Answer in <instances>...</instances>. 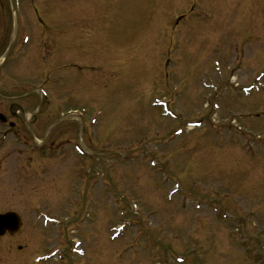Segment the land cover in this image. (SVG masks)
<instances>
[{
	"label": "rangeland",
	"instance_id": "374dc122",
	"mask_svg": "<svg viewBox=\"0 0 264 264\" xmlns=\"http://www.w3.org/2000/svg\"><path fill=\"white\" fill-rule=\"evenodd\" d=\"M31 5L56 18L37 30L57 40L43 61L59 59L21 57L14 82L0 78L22 94L16 127L37 113L48 133L42 156L0 149V211L23 223L4 264L56 247L65 263L45 264H264V0H28L25 15ZM38 211L70 223L44 229Z\"/></svg>",
	"mask_w": 264,
	"mask_h": 264
},
{
	"label": "flooded vegetation",
	"instance_id": "af4514ba",
	"mask_svg": "<svg viewBox=\"0 0 264 264\" xmlns=\"http://www.w3.org/2000/svg\"><path fill=\"white\" fill-rule=\"evenodd\" d=\"M27 1L28 0H0V30L4 29L2 35H0V61L11 48L9 52V56L6 59V61L0 64V72L4 69V74L0 78L2 79L5 78L2 81L6 80L11 82V84L12 82H14V73H13L14 68H12L11 66L18 64L21 57L27 56V61L34 62L36 64H40L39 66H46V67L47 64L44 63L45 60L51 61L55 58L59 59L57 53H51L43 61L44 55L40 54L39 52L40 47L43 50H46V47H50L53 50H56L57 40L56 38H54L52 40L53 46H47L46 40H40V41L38 40L39 32L37 30V26L43 29L44 28L52 29L56 24V18L53 16H51L50 19H46V17H42L41 12L42 13L44 12L42 11L43 10L42 5H39L40 7L31 5V9L33 11L25 15L24 4ZM51 1H56V0H51ZM53 11L55 12V10ZM49 21L51 22V27L48 24ZM35 37H36V42L34 44ZM50 66L51 65H49L48 67ZM51 71L53 70L51 69ZM29 73L33 74L34 70L31 69ZM56 80L57 79H55V81ZM4 86L7 87V85H3V86L0 85V89H1L0 97H6L7 100H11V101L9 102V105L7 107V113L0 111V142H2L0 146H5L9 143L12 146H25V149L32 154L41 153V151L45 149L44 147H46L47 137H48V134L44 133L43 136H41V134L45 126L47 125H45V122L42 119L38 120V118L35 117L33 124L29 122L27 128L26 122L24 124L23 120H24V114L28 113V110H24L23 107L18 106L17 108L20 109V116H16L13 119L17 118L19 121H22L25 130L21 131L20 129H18L16 127V124L12 121L10 112H12V109L15 106V97L17 96L21 98L22 94L17 95L11 93V95H9L7 93H4L2 91ZM36 91L38 96L41 98V101H43V97H41L38 93V88L36 89ZM5 94H7V96H4ZM24 95L26 94L23 93V96ZM33 129H36L38 131V134H35L33 132ZM15 136H17L18 138L15 139ZM36 138H40L41 141L40 144L42 145V148L37 147L36 143L34 142ZM42 155L43 153H41V156ZM7 212L9 211H0V214H4ZM21 230L13 235H10V233L8 232L4 233V235L0 237V242L3 243V244L0 243V248L6 247V245L8 246L13 245L14 244L13 241L16 240L15 237L21 233ZM24 246L25 245L17 246L18 257L22 256L19 252L24 249ZM13 251L15 252V250ZM5 258L9 260L7 256L5 257L0 255V264H4V261H7Z\"/></svg>",
	"mask_w": 264,
	"mask_h": 264
},
{
	"label": "water",
	"instance_id": "95a60500",
	"mask_svg": "<svg viewBox=\"0 0 264 264\" xmlns=\"http://www.w3.org/2000/svg\"><path fill=\"white\" fill-rule=\"evenodd\" d=\"M17 227H18V221L13 220V214L0 216V235L4 233V229H14L15 231Z\"/></svg>",
	"mask_w": 264,
	"mask_h": 264
}]
</instances>
